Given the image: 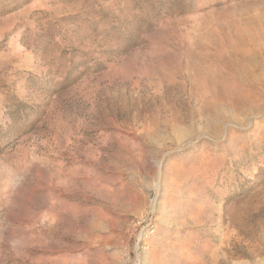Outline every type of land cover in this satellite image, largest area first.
<instances>
[{
  "label": "rangeland",
  "instance_id": "1",
  "mask_svg": "<svg viewBox=\"0 0 264 264\" xmlns=\"http://www.w3.org/2000/svg\"><path fill=\"white\" fill-rule=\"evenodd\" d=\"M0 264H264V0H0Z\"/></svg>",
  "mask_w": 264,
  "mask_h": 264
}]
</instances>
